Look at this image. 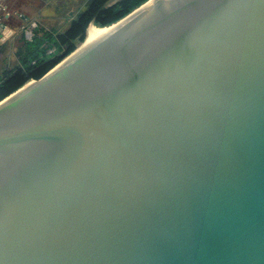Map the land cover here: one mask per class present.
<instances>
[{
    "label": "water",
    "instance_id": "obj_1",
    "mask_svg": "<svg viewBox=\"0 0 264 264\" xmlns=\"http://www.w3.org/2000/svg\"><path fill=\"white\" fill-rule=\"evenodd\" d=\"M107 27L0 101V264H264V0Z\"/></svg>",
    "mask_w": 264,
    "mask_h": 264
},
{
    "label": "trees",
    "instance_id": "obj_2",
    "mask_svg": "<svg viewBox=\"0 0 264 264\" xmlns=\"http://www.w3.org/2000/svg\"><path fill=\"white\" fill-rule=\"evenodd\" d=\"M59 1H63L60 4ZM148 0H82L81 8L74 11L72 17L67 18L65 25L52 28L47 31L39 29L40 34L35 33L32 40L23 42L18 48L17 57L19 64L4 72L0 78V101L22 87L25 83L41 78L52 69L65 56L77 48V44L83 42L85 31L90 24L97 27L112 25L134 9ZM58 3V8H65L64 4L76 2V0H52ZM77 3V2H76ZM62 11L57 12V16ZM40 18V17H39ZM39 18L35 19L40 24ZM41 26V25H40ZM54 48L57 56L49 58L47 50Z\"/></svg>",
    "mask_w": 264,
    "mask_h": 264
},
{
    "label": "crops",
    "instance_id": "obj_3",
    "mask_svg": "<svg viewBox=\"0 0 264 264\" xmlns=\"http://www.w3.org/2000/svg\"><path fill=\"white\" fill-rule=\"evenodd\" d=\"M11 2H18V5L21 4L20 2L23 3L22 5L17 7L15 5L12 6ZM81 2L82 0H79L77 3L74 2L73 4H78V7H76L79 9L81 8ZM40 3L44 4L45 7H43L42 9L46 10L47 12V10H50L51 8L50 6L52 0H0V4L4 8L3 16L6 15L8 18V20L7 18L5 19L6 25L9 28L17 31L16 37L11 38L7 40L4 44L0 45V78L4 72L19 64V59L17 57V47H19L21 43H19L18 41L22 39L23 42H25L22 36V32H20L21 28L24 24H26L27 20L34 18L33 16H27L31 15L29 12L30 9ZM73 7L74 6L71 7V10H76V7Z\"/></svg>",
    "mask_w": 264,
    "mask_h": 264
},
{
    "label": "rangeland",
    "instance_id": "obj_4",
    "mask_svg": "<svg viewBox=\"0 0 264 264\" xmlns=\"http://www.w3.org/2000/svg\"><path fill=\"white\" fill-rule=\"evenodd\" d=\"M78 1L79 0H76V2H78ZM59 2H60V4H62L63 1H59ZM11 3H12V6L15 5V6L19 7L20 5H22L23 2H20L21 4H19V5H18V2H11ZM57 5H58V3L57 4L55 2L51 3V6L49 5L51 8H50V10H47V12H46V10L42 9L45 6H44V4H41V3L38 4L37 6L36 5L33 6L32 9H30V11L28 10L31 15H27V16H31V17L33 16L36 18L40 17L39 18L40 24H38V28H37L35 33L40 34L39 29H41L42 26L45 30L51 31L52 28H59V27L65 25L67 22V18L68 17L70 18L74 15L75 10L72 11L71 7L72 6L76 7L78 4H73V2L66 3V4H64L65 8H63V9L58 8L59 6H57ZM58 11H62V12H61V14H59L57 16ZM7 20H8V18H7ZM80 44H77V47ZM48 56H49V58H54L55 56H57V53L48 54Z\"/></svg>",
    "mask_w": 264,
    "mask_h": 264
},
{
    "label": "bare ground",
    "instance_id": "obj_5",
    "mask_svg": "<svg viewBox=\"0 0 264 264\" xmlns=\"http://www.w3.org/2000/svg\"><path fill=\"white\" fill-rule=\"evenodd\" d=\"M109 28H111V27L100 28V27L94 26L93 24H90V25L87 27L86 31H85V38H84L85 40H84L83 42H81V44L78 45L76 51H75L73 54H71L67 59H65L62 63H64L65 61H67V60L70 59L71 57L75 56L77 53H79V52H80V51L86 46V44L88 43V41H89L90 39H92L94 36H96L97 34L103 32V31H105V30H107V29H109ZM62 63H60L59 65H61ZM59 65H58V66H59ZM58 66H57V67H58ZM57 67H56V68H57ZM34 83H35V82L31 79V80L28 81V82L25 84V86H24L22 89H20L18 92H21L22 90H24V89L30 87V86L33 85ZM12 96H14V95H12Z\"/></svg>",
    "mask_w": 264,
    "mask_h": 264
},
{
    "label": "built area",
    "instance_id": "obj_6",
    "mask_svg": "<svg viewBox=\"0 0 264 264\" xmlns=\"http://www.w3.org/2000/svg\"><path fill=\"white\" fill-rule=\"evenodd\" d=\"M38 28V22L35 19H29L26 21V24H24L21 28L22 36L26 42H29L32 40L36 30ZM55 52L54 48H49L47 50L48 54H53Z\"/></svg>",
    "mask_w": 264,
    "mask_h": 264
}]
</instances>
